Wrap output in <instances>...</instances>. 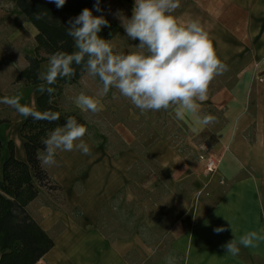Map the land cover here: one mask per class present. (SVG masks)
I'll return each instance as SVG.
<instances>
[{
  "label": "crops",
  "instance_id": "crops-1",
  "mask_svg": "<svg viewBox=\"0 0 264 264\" xmlns=\"http://www.w3.org/2000/svg\"><path fill=\"white\" fill-rule=\"evenodd\" d=\"M6 5L10 17L19 20L10 40L26 39L32 48L37 30L15 13L10 0H6ZM100 7L106 13L103 0H100ZM1 8L2 5L0 31L3 14H6ZM92 10L94 15L98 14L94 7ZM176 17L182 22L198 20L202 24L219 57L227 65L235 66V80L230 87L218 89L202 102L200 109L213 106L222 111L223 123L216 133L214 153L219 160L217 179L225 190L210 208L204 202L192 212L178 214L171 208L167 217L175 227V237L166 257H175V264H264V240L257 242L255 247L238 244L240 252L235 256L226 254L221 247L234 238L230 223L237 242L240 236L250 231L264 235V176L247 174L240 177L237 164V159H241L253 167L264 166V0H189ZM119 29L111 42L119 37L123 28ZM47 64L48 61L43 62L40 71ZM45 84L43 81L21 86L12 97H18L21 105L33 107L40 88ZM100 88L98 78L85 73L75 84L64 89L60 108L65 113L80 115L87 125L91 124L92 115L112 116V105L108 104L111 90L98 97L104 105V110L98 114L82 112L72 99L81 92L96 96ZM175 111V107L171 108L170 117L188 136L193 137L205 129L206 125L200 124L195 115L185 114L183 119H178ZM8 119L9 122L0 126V140L2 143L12 140L15 157L24 160L19 137L24 116L15 110ZM109 124L114 130V123ZM252 125L256 137L255 144L250 145L247 136L249 129L254 131ZM83 140L89 145L91 155L78 150L58 151L56 164L46 170L60 189L49 191L42 188L27 205L32 218L54 240V246L36 264H131L126 253L132 244L107 238L99 228V220L103 206L119 190L127 188L135 153L125 147L115 157L106 146L105 137L98 140L85 134ZM151 153L162 166L167 168L171 164L173 155L164 143H157ZM7 155L8 151L3 150L0 167L2 158ZM73 210H78L80 215L75 217ZM217 227L228 230L216 234L214 229ZM166 257L159 256L153 264H168Z\"/></svg>",
  "mask_w": 264,
  "mask_h": 264
},
{
  "label": "clouds",
  "instance_id": "clouds-1",
  "mask_svg": "<svg viewBox=\"0 0 264 264\" xmlns=\"http://www.w3.org/2000/svg\"><path fill=\"white\" fill-rule=\"evenodd\" d=\"M59 9L66 0H47ZM180 7V0H134L130 18L120 13L114 14L121 22L126 36L138 40L136 51L127 54L116 52L111 40L102 38V28L110 27L103 15H94L93 10L84 8L79 15L70 18L66 34L73 40L74 51H56L49 56L48 64L37 78L49 87H41L42 94L50 98L55 93L51 87L58 79H71L76 75L73 65L81 66V72L92 78H98L101 88L96 96L81 92L73 97L75 105L82 112L98 114L104 105L98 98L107 95L110 89L129 100L141 114L149 111L169 110L175 107V115L183 119L185 114L197 117L200 124L209 125L217 122L214 115H198L201 103L208 99L211 82L229 70V66L217 55L213 40L208 31L198 20L182 22L173 13ZM94 8L102 11L100 0H95ZM46 11L35 14L37 20L43 19ZM6 102L20 115L34 121H57L58 112L36 111L30 106L21 105L18 97H6ZM87 133L85 125L74 117H68L63 126L55 127L41 143L43 153L38 154L41 167L56 164V154L78 150L84 155H91V149L84 142ZM234 238L221 247L226 254L238 255L239 245L255 247L264 240V235L250 231ZM226 227L214 229L216 234L227 231ZM168 264H175V257L166 258Z\"/></svg>",
  "mask_w": 264,
  "mask_h": 264
},
{
  "label": "rangeland",
  "instance_id": "rangeland-1",
  "mask_svg": "<svg viewBox=\"0 0 264 264\" xmlns=\"http://www.w3.org/2000/svg\"><path fill=\"white\" fill-rule=\"evenodd\" d=\"M188 1L180 0V7L173 14L176 16ZM105 4L108 18L121 27L120 20L114 14L120 13L130 18L134 0H108ZM0 5L1 10L6 12L0 31V119H6L15 109L4 100L11 98L23 86V82L15 83L14 79L25 62V53L31 47L26 39L18 42L10 40L19 20L10 17L6 0H0ZM138 43V40H130L124 29L112 42L116 52L125 54L136 51ZM216 53L219 56L218 50ZM228 66L227 72L211 82L208 98L218 89L233 84L235 66ZM110 90L108 104L112 105V116L92 115L86 134L98 140L105 137V144L115 157L120 150L130 147L135 153V161L129 170L127 188L119 190L103 206L99 228L111 240L129 241L132 244L126 253L131 264H153L159 256L165 258L169 255L175 237V227L167 217L171 208L178 214L195 211L203 202L210 208L225 190L217 179V169L212 173L206 170L209 157L218 159L214 144L217 141L216 133L223 123L222 111L213 106L200 110L199 115H214L217 122L206 125L203 131L192 137L185 134L170 117L171 108L141 114L117 90ZM111 122L114 123V130L110 129ZM255 137V129H249L247 138L250 145L255 144ZM160 142L169 147L173 155L167 168L151 153L152 148ZM237 164L240 166V177L247 174L264 176V166L253 167L241 159H237ZM43 168L46 170L50 167ZM72 212L75 217L80 215L78 210Z\"/></svg>",
  "mask_w": 264,
  "mask_h": 264
},
{
  "label": "trees",
  "instance_id": "trees-1",
  "mask_svg": "<svg viewBox=\"0 0 264 264\" xmlns=\"http://www.w3.org/2000/svg\"><path fill=\"white\" fill-rule=\"evenodd\" d=\"M15 13L22 16L37 30L34 36L33 47L24 55L25 66L21 68L14 79L15 83L23 82V86H32L43 83L37 78L40 66L48 61L49 56L56 51L71 53L74 51L73 40L66 34V26L70 18L76 17L84 8L92 9L95 0H66L63 7L57 8L47 0H10ZM107 2L108 0H103ZM46 11L47 15L40 20L35 18L38 12ZM103 15L110 23V27L102 28L99 35L112 40L120 29L103 11ZM76 75L71 79H58L54 85L55 93L51 97L41 92L35 98L36 111L51 110L59 113V119L54 122L46 120L34 121L24 117L19 127V137L25 154L24 160H19L14 154V143L0 140V159L3 150L8 155L2 158L0 167V264H36L53 246L54 240L32 218L27 211V205L33 201L39 191L45 188L49 191L59 190L41 167L38 154L44 151L41 143L55 127L63 126L68 117H74L78 123L88 128L85 120L76 113H65L60 108V96L64 89L75 84L85 73L81 66L73 65ZM49 87L45 84L44 86ZM9 122V119H0V126Z\"/></svg>",
  "mask_w": 264,
  "mask_h": 264
},
{
  "label": "built area",
  "instance_id": "built-area-1",
  "mask_svg": "<svg viewBox=\"0 0 264 264\" xmlns=\"http://www.w3.org/2000/svg\"><path fill=\"white\" fill-rule=\"evenodd\" d=\"M218 164L219 160L211 156L206 160V170L211 173L215 172Z\"/></svg>",
  "mask_w": 264,
  "mask_h": 264
}]
</instances>
